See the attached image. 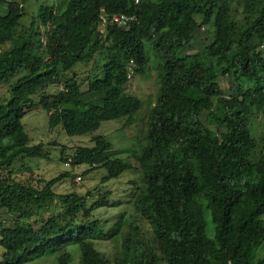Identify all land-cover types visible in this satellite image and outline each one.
<instances>
[{"label":"trees","instance_id":"trees-1","mask_svg":"<svg viewBox=\"0 0 264 264\" xmlns=\"http://www.w3.org/2000/svg\"><path fill=\"white\" fill-rule=\"evenodd\" d=\"M148 65L143 141L120 154L95 131L135 122L128 74ZM0 86V264H264V0H0ZM36 109L89 138L64 162L104 167L101 183L137 174L108 227L95 214L121 203L108 190L60 194L68 171L38 184L15 173L47 154L22 123Z\"/></svg>","mask_w":264,"mask_h":264},{"label":"rangeland","instance_id":"rangeland-1","mask_svg":"<svg viewBox=\"0 0 264 264\" xmlns=\"http://www.w3.org/2000/svg\"><path fill=\"white\" fill-rule=\"evenodd\" d=\"M31 7L27 8V11ZM22 32V31H21ZM19 34V33H18ZM86 69L81 70L83 76L88 74L85 72ZM157 72L153 65L147 66V71L144 75L137 74L133 71L130 72L129 81L127 83L126 89L135 93L142 102L143 107L136 116L135 122L132 125L123 126L120 119L108 120L101 123L100 127L95 131V134H104L108 140L113 144L115 150L120 154L126 155L134 148L135 144L143 141V136L146 130L147 123V111L149 109V101L155 99L157 84H156ZM224 92H227L224 89ZM6 87L0 86V100L6 96ZM215 120L211 125H208V129H212L217 123L222 124V116L216 115ZM258 124L261 128H264V114L258 117ZM22 123L25 130L32 137V142L37 143L43 140L45 143V153L46 156L40 158H34L30 160H18L14 166L15 173L18 176H23L31 179L38 184L40 180L44 182L58 176L64 171L71 173V176L67 178L64 177L61 181L56 183L53 187L54 191L60 194H65L66 192H72L74 189L79 194H85L90 191L91 194H96V188L99 191H109V200H119L121 202L115 207H102L96 209L95 214L106 220L105 224L110 225L117 216H119L122 210L126 209V198L128 192L131 191V182L137 180L138 176L134 171H126L122 173L117 178L111 179L107 182L101 183V178L106 174L104 167L101 168H87L73 167L70 162H64L60 159V151L63 149V156H71L78 145L89 144V138H85V135L78 136H66L62 134L60 128L50 129L47 126V116L44 110L36 109L27 114L22 119ZM62 134V135H61ZM68 160V159H67ZM54 202H44L39 203L41 205H36L35 211H47L55 208ZM48 212V211H47ZM36 215H34L30 220H34ZM143 227L146 224L143 222ZM111 243L104 242L102 244L103 250H110ZM3 250L0 246V258ZM264 254V244L258 248L257 255ZM53 257L46 256L40 257L27 261L23 264H52Z\"/></svg>","mask_w":264,"mask_h":264},{"label":"built area","instance_id":"built-area-1","mask_svg":"<svg viewBox=\"0 0 264 264\" xmlns=\"http://www.w3.org/2000/svg\"><path fill=\"white\" fill-rule=\"evenodd\" d=\"M138 1V0H135ZM121 18H125L124 16H121ZM114 19H118V16L114 17Z\"/></svg>","mask_w":264,"mask_h":264},{"label":"clouds","instance_id":"clouds-1","mask_svg":"<svg viewBox=\"0 0 264 264\" xmlns=\"http://www.w3.org/2000/svg\"><path fill=\"white\" fill-rule=\"evenodd\" d=\"M135 1V0H134ZM136 2V1H135ZM131 72V71H130ZM130 72H129V74H128V76L130 77Z\"/></svg>","mask_w":264,"mask_h":264}]
</instances>
